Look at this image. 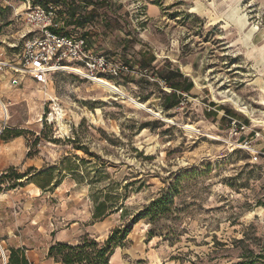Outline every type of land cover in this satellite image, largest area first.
I'll return each instance as SVG.
<instances>
[{
  "label": "rangeland",
  "instance_id": "1",
  "mask_svg": "<svg viewBox=\"0 0 264 264\" xmlns=\"http://www.w3.org/2000/svg\"><path fill=\"white\" fill-rule=\"evenodd\" d=\"M73 1L85 23L67 25L59 2L65 31L136 73L111 79L120 95L69 71L47 85L14 72L37 4L0 0V62L11 65L0 68V133H21L0 139V174H26L21 186L0 190V264L11 247L31 264H60L47 257L52 243L85 233L103 240L136 216L112 264H231L264 248V159L252 163L234 145L224 116L264 136L251 119L264 120V0ZM175 69L192 87L163 110L171 89L161 75ZM227 97L250 116L219 102ZM155 199L165 201L161 211L143 216ZM97 201L109 208L95 219Z\"/></svg>",
  "mask_w": 264,
  "mask_h": 264
},
{
  "label": "built area",
  "instance_id": "2",
  "mask_svg": "<svg viewBox=\"0 0 264 264\" xmlns=\"http://www.w3.org/2000/svg\"><path fill=\"white\" fill-rule=\"evenodd\" d=\"M29 9L27 20L32 30L20 54L19 67H11L14 72L22 69L35 83L43 85L51 82L54 73L61 71L72 72L97 84L96 80L99 79L110 82L123 73H136L134 67L114 56L94 51L83 34L66 32L64 21L58 18L56 5H35ZM6 66L11 65L0 62V68ZM141 70L146 75L147 69ZM224 116L229 120L227 125L230 133L235 136L234 145L244 149L252 163L264 159V146L255 143L260 138L264 144V136L238 118ZM246 130L253 133L247 136Z\"/></svg>",
  "mask_w": 264,
  "mask_h": 264
},
{
  "label": "trees",
  "instance_id": "3",
  "mask_svg": "<svg viewBox=\"0 0 264 264\" xmlns=\"http://www.w3.org/2000/svg\"><path fill=\"white\" fill-rule=\"evenodd\" d=\"M33 4L46 7L48 3L54 5L59 2L63 3L65 9L70 16V19L67 21V25H75L82 27L85 23L83 17L76 18L75 14L78 12L80 3L73 0L62 1V0H32ZM83 6L88 5L91 1L83 0L81 1ZM60 12V9L57 11ZM90 15H94V11L90 12ZM67 32V31H66ZM151 61V60H150ZM150 64L149 61L142 58L139 62V65L142 68L148 67ZM161 79L164 83L171 89V92L164 95L161 102V106L164 109H170L177 106L180 102L179 95L177 92H188L192 84L187 82V79L180 73L178 69L168 71L161 75ZM213 104V103H211ZM21 133L16 129L5 128L0 133V139L7 140L12 137L19 136ZM38 137L35 138L37 140ZM26 174L18 173L16 170H11L9 172H3L0 174V190L4 185L6 189H14L18 186H21V181ZM9 178V181H6L5 178ZM165 201L163 199H155L145 207L143 216H150L151 219L159 211ZM107 207L105 201H97L94 206V211L92 214L93 218H98L106 212ZM139 218L136 216L132 221L123 227H115L111 230L110 234L103 240H99L95 237H91L89 234L85 233L80 236L79 240L75 243H69L65 241H56L52 243L47 250V257L51 258L54 262L60 264H112L111 256L114 253V250L117 246H122L127 235L130 233L133 223H135ZM149 235H153L152 231L149 232ZM238 260L235 263L231 264H264V248H261L257 252L252 249H247L238 256ZM6 264H31L27 259L24 251L21 248H9L7 254Z\"/></svg>",
  "mask_w": 264,
  "mask_h": 264
},
{
  "label": "bare ground",
  "instance_id": "4",
  "mask_svg": "<svg viewBox=\"0 0 264 264\" xmlns=\"http://www.w3.org/2000/svg\"><path fill=\"white\" fill-rule=\"evenodd\" d=\"M236 20V18H235ZM235 24L238 25V27L240 29H244V26L246 24V20H245V17H240L238 16V19L234 22ZM261 50L263 51L262 52V60H264V45L262 46ZM67 69V68H65ZM72 71V70H71ZM100 86H102L104 89L108 90L109 92H112V93H118V94H122V95H125L122 91H120L119 89H117L116 87H114L110 82L106 81V80H102V79H99V80H96ZM128 99H130L132 101V103L134 104V106H136L137 108H143L145 107V103H141V102H136L134 101V99L132 97H128ZM219 102H229L231 103L234 108H236L238 111L242 112V113H245L247 115H249V111L247 110L246 107H244L243 105H239L237 103V101H235L234 99L230 98V97H227L225 99H222L220 100ZM58 117H60L62 115V113L59 111V113L57 114ZM250 116V115H249ZM60 119V118H59ZM252 119V122L257 125V126H264V120H257V119H254V118H251ZM65 123V122H64ZM61 125V124H60ZM182 127L184 130L188 131V132H193L195 131V127L194 125L190 124V123H183L182 124ZM62 128V127H61ZM66 130V129H65Z\"/></svg>",
  "mask_w": 264,
  "mask_h": 264
}]
</instances>
